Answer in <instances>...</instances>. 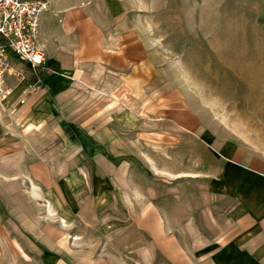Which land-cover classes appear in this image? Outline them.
I'll return each instance as SVG.
<instances>
[{"label":"rangeland","instance_id":"obj_1","mask_svg":"<svg viewBox=\"0 0 264 264\" xmlns=\"http://www.w3.org/2000/svg\"><path fill=\"white\" fill-rule=\"evenodd\" d=\"M49 4L106 54L0 161V264H264V0Z\"/></svg>","mask_w":264,"mask_h":264},{"label":"crops","instance_id":"obj_2","mask_svg":"<svg viewBox=\"0 0 264 264\" xmlns=\"http://www.w3.org/2000/svg\"><path fill=\"white\" fill-rule=\"evenodd\" d=\"M54 13V9L49 4L40 18L41 41L48 55L47 63L51 67V72L49 70L39 77L30 70L24 61L18 60V64L27 69L26 77L24 79H17L14 76L6 77L5 86L8 88V93L0 98V128L3 130L2 134L0 133V161L15 160L13 154L16 149L20 150L22 148L23 156L24 151H29V148L25 146V136L30 135V129L32 128L40 130L48 123L51 125L53 119L55 121V132L62 133L63 110L65 107L64 91L76 87L81 82L77 79L75 73L74 59L68 56L78 55L84 62L96 63L100 60L102 62L106 54V50H90L87 45L85 50H62L61 47H57L56 39L58 38L63 46L69 45L71 32L68 30V23L58 21V17ZM68 25L70 27V22ZM79 31H83L80 33V39L84 42L87 38L96 41V36L87 37L88 31L86 32L85 27L83 30L81 26ZM100 31V28L99 30L94 28V32L98 33ZM62 33L63 36L60 38ZM98 37L100 39V33ZM46 45H50V50ZM37 83L40 87L35 86ZM11 123H14V127L11 126ZM15 133L18 136L13 135ZM11 151L13 152L10 153ZM21 156L22 153L19 152L17 155L18 160ZM20 165L25 167L24 157ZM10 166L14 167L13 165L6 166L3 162H0L1 170L5 167L7 170ZM2 172L8 173L9 171ZM15 177L10 181L19 182L20 179ZM17 177H19V174Z\"/></svg>","mask_w":264,"mask_h":264},{"label":"built area","instance_id":"obj_3","mask_svg":"<svg viewBox=\"0 0 264 264\" xmlns=\"http://www.w3.org/2000/svg\"><path fill=\"white\" fill-rule=\"evenodd\" d=\"M47 8L48 0H0V98L8 93L7 76L26 77L27 69L18 60L39 77L50 70L40 29L41 14Z\"/></svg>","mask_w":264,"mask_h":264},{"label":"trees","instance_id":"obj_4","mask_svg":"<svg viewBox=\"0 0 264 264\" xmlns=\"http://www.w3.org/2000/svg\"><path fill=\"white\" fill-rule=\"evenodd\" d=\"M1 40H2L3 42H5V38H4V37H1Z\"/></svg>","mask_w":264,"mask_h":264}]
</instances>
